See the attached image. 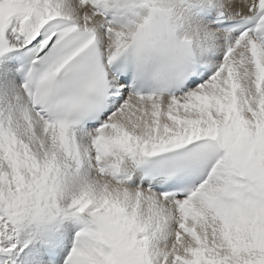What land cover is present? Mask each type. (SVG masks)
<instances>
[{
    "label": "snow or ice",
    "instance_id": "snow-or-ice-1",
    "mask_svg": "<svg viewBox=\"0 0 264 264\" xmlns=\"http://www.w3.org/2000/svg\"><path fill=\"white\" fill-rule=\"evenodd\" d=\"M0 264H264V0H0Z\"/></svg>",
    "mask_w": 264,
    "mask_h": 264
}]
</instances>
